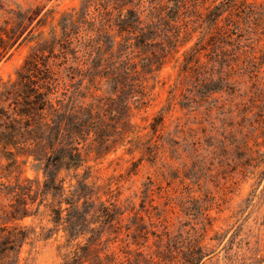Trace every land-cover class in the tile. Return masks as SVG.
<instances>
[{
	"label": "trees",
	"instance_id": "1",
	"mask_svg": "<svg viewBox=\"0 0 264 264\" xmlns=\"http://www.w3.org/2000/svg\"><path fill=\"white\" fill-rule=\"evenodd\" d=\"M43 8L15 5L0 14V61L30 44L14 77L0 79V264H33L34 243L57 237L65 251L59 264H203L218 245L226 253L241 247L248 201L219 233L213 225L222 203L207 190L196 195L199 180L189 172L201 164L198 148L224 159L253 149L248 133L228 129L233 112L238 126L245 123L246 93L239 85L245 77L257 81L264 64V0H78L57 17L52 10L40 16ZM45 26L46 32L33 34ZM170 63L173 86L148 126L140 127L133 117L149 104ZM215 94L238 102L224 108ZM259 99L257 93L247 102ZM175 108L184 120L176 118L166 132L165 118ZM215 110L225 118L220 132L212 122L208 129L189 126L195 114L201 118L196 124L209 123ZM119 150L131 156L129 167L102 180L98 165ZM181 152L191 160L189 168L182 165V177L161 161L179 159ZM157 162L165 185L146 177L124 195L139 166ZM190 176L195 180L186 183ZM175 181L179 187L170 192ZM43 219L50 227L37 232L33 222ZM249 264H264V258Z\"/></svg>",
	"mask_w": 264,
	"mask_h": 264
},
{
	"label": "rangeland",
	"instance_id": "2",
	"mask_svg": "<svg viewBox=\"0 0 264 264\" xmlns=\"http://www.w3.org/2000/svg\"><path fill=\"white\" fill-rule=\"evenodd\" d=\"M248 2L262 3L263 0H248ZM77 4L78 0H0V14L2 13V9L8 10V8H15V5H20L23 9L44 6L40 16L48 10H52L53 16L57 17L58 12ZM35 24L36 21H34L31 26ZM39 30L46 32L48 27L45 26L41 29L36 27L33 34H37ZM193 40L194 39L182 47L177 56H180L184 50L193 44ZM29 47V43L23 42L13 48L7 58L0 61V79L7 80L14 77V72L24 60L29 51ZM259 47H264V36ZM172 65L173 63H170L162 70L158 78L159 82L152 92L149 104L133 117V122L138 126L147 127L152 117L163 107L167 98V92H169L168 90L173 86L176 76V69H172ZM256 79L257 81H249V79L245 77L241 85H239L240 92L246 93L244 100H246L248 108L244 116L245 123H243V126H238L237 123L241 120L236 116V113L233 112L230 117H232L234 127L228 129V131L235 129L241 130L242 134L248 133L251 137L248 139L249 141H247V147L253 148L251 152L247 150L244 157H240V154L236 155L235 152H233L229 158L224 159V157L218 154L219 152L216 154H208L205 150L198 148L196 154L201 164L199 167L189 172V174H193L192 172L195 171L196 173L194 176L199 180L200 191L196 189V195H200L202 191L207 190L217 202L222 203L220 207L222 212L217 215L218 220L214 223L213 230H217L219 233L226 230L235 220L234 217H229L235 214L239 209H242L245 201L249 203L246 212L243 214L245 216L247 215L246 213H250V217L247 222L244 223L242 231L238 236V239H244L241 247H237V245L234 244L230 252L226 253L223 249V244L220 246L218 245V247L214 248V253L209 258H206L203 264H237V261H240L241 258H244V262L249 264L251 259L264 258V64L257 74ZM257 93L260 94V99L255 105H251L247 102L249 97ZM213 98L217 99L219 103H225L224 108L228 107L230 109H233L234 105L238 102V98H235L231 103L229 102V98L225 100L226 96H220L219 94H215ZM221 112V110L213 111L209 123L203 121L201 125L195 123L201 120L200 116L195 114L197 118L195 120L194 118H189V121L192 122L189 126L194 129H208L210 127V122H212V126L215 130L220 132L222 121L225 119ZM176 118L181 119L182 122L184 120L182 113L177 108L172 110L165 118L166 132L173 129ZM248 121L252 122L251 126L248 125ZM147 130L148 129L143 130L142 134L146 133ZM199 135L201 136L202 134L199 132ZM255 139L259 144L257 147L253 145ZM253 150H256V152H253ZM117 156L121 157V160H117L118 164L114 163L109 166V161ZM248 156H251L249 165H243ZM131 159V156L127 154L124 155L123 150H119L116 156H108L98 165L100 168V178L104 180L111 174L117 175L125 173L130 165L127 161ZM135 159H137V155L133 156V160ZM161 161L168 163L167 165H170L174 169H178L181 177L185 169L182 165L185 164L189 168L191 162L185 152H181L179 159L170 160L162 157ZM236 164L238 165L236 166ZM160 170V162H157L155 166H149V164L146 163L141 164L138 168V173L130 178V182H128L125 187L130 186L131 182H133L134 185H132L128 191H125L124 195L129 194L139 186L140 182L144 181L146 177L151 178L155 185L162 184L164 186L165 183L159 176ZM184 172H187V169ZM25 175L30 177L33 175L28 167L25 168ZM189 180L195 179L193 176H190V179H185V182L187 183ZM178 187V182L175 181L168 190L171 192V190L174 191ZM211 212L212 215L216 213L215 210ZM23 223L25 225H30L32 222L30 219H27ZM33 225L38 226V228H36L37 232H39L40 226L45 228L50 227L45 219L40 222L35 220ZM209 235H212V232H209ZM246 241H248L249 244H245ZM256 241L257 244H255ZM62 242L63 239L60 237L50 238L46 241H36L33 249L30 251L33 264H59L65 252L63 249L58 248ZM26 249H29V247L27 246ZM253 250H258L256 256L253 255ZM225 256L231 257L232 261L228 262Z\"/></svg>",
	"mask_w": 264,
	"mask_h": 264
}]
</instances>
